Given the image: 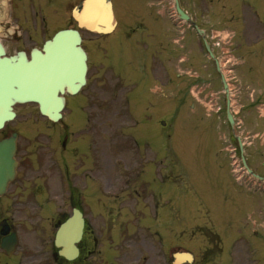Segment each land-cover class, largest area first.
I'll list each match as a JSON object with an SVG mask.
<instances>
[{"label":"rangeland","instance_id":"374dc122","mask_svg":"<svg viewBox=\"0 0 264 264\" xmlns=\"http://www.w3.org/2000/svg\"><path fill=\"white\" fill-rule=\"evenodd\" d=\"M121 1L114 0L119 15L122 14ZM182 1L208 35L214 32L224 39L216 52H219L222 63L225 59L230 60L225 65L232 69L227 70L224 66L230 87L231 110L236 119L233 131L235 135L240 136L244 144L248 165L252 170L263 174L264 166L261 163L264 162V0H246V4L240 9L241 13L232 0ZM171 5L172 0H166L163 23L166 31L164 36L159 37L163 39V43L161 46L155 44L156 51L152 53L157 56L151 68L152 73L156 75L154 77L153 74L134 68L127 70V76L116 75L111 62L108 65L109 50L103 54L97 51L98 43L110 47L108 40L86 31V44L91 55V76L88 88L81 94L82 98L86 97L88 103L99 105L101 118L105 120L102 131L104 176L107 173L106 163L110 160L116 161V164L119 162L122 168L126 165L130 167L127 164L128 153L137 155L139 152H134L135 148V151L144 152L149 157L146 166L150 163L151 174L148 183L151 186L154 178L160 181L161 176L162 181L163 171L159 155L167 153L168 159L176 164L170 165L164 160L167 171L165 178H169L165 196L167 205L163 210L168 212L171 207V211L166 215L168 224L164 228L168 234V264L171 263L172 252L176 250H201L203 240L195 238L194 234H204L210 232V229L218 234H247V231L252 233L255 228L264 229L261 213L258 214V223L252 222L256 216H251V211H255L256 206L257 211L259 209L257 196L262 198L261 193H253L247 189V186L249 188L254 182L246 178L243 187L234 184L227 154L226 135L229 132L226 123V98L220 77L215 71V63L207 57L203 41L194 29L185 23L180 28L188 30L187 38L183 39L180 30L172 26L168 17L172 13ZM11 14L8 0L0 1V37L3 39L7 38L3 27L11 21ZM126 15L127 13L125 17ZM230 17L237 19L239 24L234 26L233 22L229 26ZM130 20L131 13L126 21ZM45 27L35 30L32 26L24 31L35 41L30 42L32 45L41 44L43 39L50 35L51 28ZM13 29L12 26L10 31ZM258 36L259 41L255 43ZM229 41L230 48L225 47ZM184 45L187 47L183 48ZM163 54L169 68L167 75L162 69L156 68V62L162 61L159 58ZM168 56L175 58L168 60ZM244 56L248 66V69L244 66L245 70L237 65L244 60ZM186 57L190 60L180 63V59ZM117 61L122 64L121 57H117ZM126 78L140 81L135 87ZM92 96L94 99H91ZM17 110V120L11 124L22 129V145L27 147L28 141L32 140H47V134L46 138L35 137L32 131V125L43 119L37 107L32 103L18 104ZM69 110L70 108L65 111L68 113ZM162 120L167 123L165 127L161 125ZM235 141L237 143V140ZM125 171L133 172L128 168ZM133 176L135 177L136 173ZM174 179L181 188V195L170 198V190L177 192V189L171 186H176L172 183ZM135 184L137 187L136 177ZM136 203L137 200L134 202L135 217L138 209ZM147 203L154 207L155 200L152 196L147 198ZM1 210L0 216L6 214L14 219L15 223L25 220L24 214L16 205L8 204ZM154 216V211H151L149 218ZM43 223L46 224L47 221L41 224ZM207 224L212 227L206 229ZM149 226L144 229L148 232L157 231L151 224Z\"/></svg>","mask_w":264,"mask_h":264},{"label":"flooded vegetation","instance_id":"af4514ba","mask_svg":"<svg viewBox=\"0 0 264 264\" xmlns=\"http://www.w3.org/2000/svg\"><path fill=\"white\" fill-rule=\"evenodd\" d=\"M81 1L9 0L11 21L3 27L7 38H0L7 54L16 55L24 51L31 56L33 48L42 49L48 38L43 39L41 45H32L30 42L35 41L24 33L32 26L35 30L40 26L51 28L49 38L58 30L78 28L72 10ZM121 3L122 14L119 15L113 0L117 20L115 30L101 37L108 40L110 47L98 43L97 51L103 54L109 50V60L112 59L117 73H126L134 68L150 74L153 66L151 59H157L152 54L156 51L154 46H161L163 39L159 37L165 35L166 0H122ZM129 13L131 20L127 22ZM12 26L14 29L11 32ZM84 31L80 29L82 46L90 59ZM117 57H121L122 64ZM161 58L156 68L167 75L165 55ZM171 58L175 56H168V60ZM189 60L188 57L181 59L185 62ZM81 94L67 97L66 109L70 110L63 119L52 121L46 118L32 125L35 137L46 138L47 134V140L28 142L27 147L18 145L16 178L7 193L0 196V206L16 205L25 220L18 221L16 225L8 219L11 225L9 232L3 231L0 226V264H168V234L134 230L135 219L145 217L149 196L157 200L156 220L163 224L159 204L162 192L151 191L146 179L151 172L150 163L146 166L145 156L141 160L131 157L127 161L130 167L122 168L119 162L116 164V161L110 160L106 163L107 173L104 176L102 127L105 120L101 118L99 105L88 103ZM13 131H18L19 137L22 134L20 127L8 126L1 138ZM31 138L35 140L33 136ZM127 168L133 172H125ZM135 172L137 187L133 176ZM135 200L138 205L136 217ZM74 207L82 212L85 226L77 243V254L70 258L61 254L63 248L56 245V228ZM27 221L31 222L29 226ZM44 221L49 222L48 228L41 225ZM145 222H148L147 219ZM206 238L201 250L193 251L195 258L192 264L264 263L261 234L208 235Z\"/></svg>","mask_w":264,"mask_h":264},{"label":"water","instance_id":"95a60500","mask_svg":"<svg viewBox=\"0 0 264 264\" xmlns=\"http://www.w3.org/2000/svg\"><path fill=\"white\" fill-rule=\"evenodd\" d=\"M82 13L81 17L78 12L75 13L81 25L96 32L110 30L113 21L110 0H85ZM184 17L188 18L186 15ZM78 42V32L63 30L53 40L46 42L45 53L35 49L31 59L24 53L13 57L0 56V128L6 120L14 117L12 106L15 103L38 102L41 111L49 118L60 117L58 112L64 106V98L58 95L59 92L64 93L67 88L70 93H76L86 81V55L76 45ZM1 52L4 50L0 44V55ZM75 69H80V73L74 75ZM223 82L228 91L224 77ZM229 104L228 99V114L233 122ZM16 140L17 134L14 133L0 141V194L6 190L16 173ZM244 163L247 166L245 160ZM82 228L81 215L75 212L62 224L58 232V244L73 247ZM187 258L186 253H177L174 264H181Z\"/></svg>","mask_w":264,"mask_h":264}]
</instances>
